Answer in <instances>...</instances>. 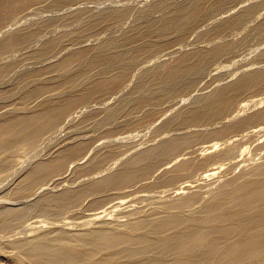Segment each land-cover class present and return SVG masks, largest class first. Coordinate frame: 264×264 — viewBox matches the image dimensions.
<instances>
[{
  "label": "rangeland",
  "instance_id": "374dc122",
  "mask_svg": "<svg viewBox=\"0 0 264 264\" xmlns=\"http://www.w3.org/2000/svg\"><path fill=\"white\" fill-rule=\"evenodd\" d=\"M25 36L26 41L18 40ZM6 42L12 46L4 47ZM77 54L82 58L74 61L75 64L63 71L56 70L58 62L59 65ZM175 68L181 69V73L170 83L167 75ZM256 74H264V0L19 2L12 17L0 25V122L12 115L28 114L52 99L63 101L65 96L78 98L87 92L89 97L93 96L87 102L77 101L72 110L75 118L74 114L66 117L33 150L23 151L18 162L0 167V212L28 209L23 211L26 218L22 222H9L15 226L0 224V264H33L27 256L22 258V263L16 260L25 239L42 235L55 238L64 230L77 237L80 233L76 232L96 229L112 232L118 210L111 215L112 225L94 222L82 227L77 225L86 221L90 212L110 206L126 190L161 196L164 189L176 190L175 187H183L187 184L185 181L195 177L198 187L187 194L197 196L198 207L230 188L240 176L261 177V172L254 168L264 163V117L259 121L250 118L264 111V83H247L229 92L245 77ZM69 76L76 77L75 84L72 88H61ZM106 83L112 87L99 91L92 88L94 84ZM38 89L45 92H40L38 98H29L24 108L26 95ZM219 93L224 99L217 102L214 98ZM207 102L214 107L229 102V107L209 117L198 113L191 120L192 112ZM175 137L190 140L175 158L155 166L148 177L124 189L110 185L91 191L103 179L115 177L133 156ZM79 144L86 150L79 160L66 162L59 172L49 176L48 183L43 179L33 184L35 187H23V181L37 164L55 159L70 145ZM198 148L211 151L199 154L200 157L181 155ZM180 162L190 163L194 169L179 172L169 187L157 188L155 181L174 172ZM78 193L77 202L63 211L52 213L42 209V201L48 194ZM185 195L174 196L173 200H181ZM157 202L138 216L136 212L133 217L120 220L161 218L165 212L157 207L164 203ZM146 203L143 204L146 206Z\"/></svg>",
  "mask_w": 264,
  "mask_h": 264
},
{
  "label": "bare ground",
  "instance_id": "6f19581e",
  "mask_svg": "<svg viewBox=\"0 0 264 264\" xmlns=\"http://www.w3.org/2000/svg\"><path fill=\"white\" fill-rule=\"evenodd\" d=\"M22 1L24 0H0V25L12 17L14 8L17 4H19V2ZM27 38L28 37L25 36L18 40L24 41L25 39L26 41ZM8 45L12 46L7 42L3 46L8 47ZM73 55H75V53ZM73 55L70 56L71 58H68L63 62L61 60L62 63L59 65L58 63L60 62H58L56 70L58 69L63 71L70 65L72 66L74 61L79 60V54H77V57H72ZM48 67L46 68L49 69ZM51 70L48 71L51 72ZM180 70L181 69L178 68L171 70L167 75V81L174 83L177 79V75L181 73ZM49 72L45 73L49 74ZM57 73L58 71L56 74ZM44 78L47 77L44 76ZM75 79L76 77L72 78V76H69L65 78L63 83L60 82L61 85H59L61 88H72L76 82ZM247 83L253 85L264 83V74L249 75L245 77L243 81L231 87L229 92L233 93ZM110 86L112 87L111 83L94 84L92 88H94L95 91H99L100 89H104L105 87L109 88ZM32 91L24 98V100L26 99L22 103L24 108H26L29 98L30 100H32L34 97L38 98L41 96L38 95L40 92V94H42V91L45 92L44 89H38L35 92ZM53 92L54 91H52V93ZM91 96L89 97L87 92L81 96H78V98L69 96L68 98L65 96L63 101L52 99L46 103H41L42 105L37 108L34 107V109L30 110L28 114L21 115L20 113V115H12L9 118L1 121L0 158L3 157L0 160L1 169L14 165L16 162H18L21 156L20 154L23 151L28 150L29 153V151L33 150L39 144L42 138L48 135L55 127L60 125L66 117L74 114L72 110L75 107L74 104L77 101L85 102L88 100V97L90 99ZM59 98H61V96ZM222 99H224L222 93H219L214 98V100L217 102L221 101ZM228 107L229 102H226L221 106L219 105V107H214L212 103L210 104V102H207L203 107L193 111L190 117L191 120L196 119L198 113L205 117H209L210 115H218ZM75 109H78V107ZM75 116L76 114H74L73 119ZM263 117L264 111L251 117L250 120L259 121ZM189 140V138L179 139V137H175L167 142L162 143L157 148L150 149L146 152L133 156V158L124 163L123 167L117 174L115 173V177L113 176L103 179L102 182L100 181L99 185H94L91 191H96L98 188L110 185L120 186L119 189L127 188L130 186V184L137 182L141 178L148 177L151 174L152 169L158 164H161L163 161L165 162L168 159L175 158V155L181 148H183L186 143L189 142ZM84 150L85 146L83 147L82 144L75 146L70 145L69 148L60 152L57 158H52V160L43 163L40 162V164H37L31 170L27 177L24 175L26 178L25 182L23 181V187L26 189L28 186H32L43 179L47 182L49 176L53 173L59 172L66 162L69 161L72 163L79 160V157L83 154ZM210 151L211 149L198 148L188 151L184 154L181 152V155L188 156L190 154H198L197 157H200L201 155L206 154V152L209 153ZM248 160H246V162H248ZM255 167V170H259L261 172V177L258 179H246L247 177L245 178L239 175L240 177L237 176L238 178H236L232 184H230V188L218 193L211 201L202 202L198 207L196 206L198 199L197 196L193 194H187L189 192L196 191L195 189L198 187L197 181L194 180L195 177L194 179H188V181H185L187 184H185L183 187L177 188L174 186L176 190L170 188L173 190L171 192L169 188H166L167 190L164 189L162 191L163 195L160 194L161 196L146 194L141 190H126L127 193L120 198H117L110 206L90 212L86 215V221H83L81 225H77L78 227H82L94 222L106 224L107 226L111 224L110 219L113 212L118 210V215L117 217L115 216L116 218L114 222L116 224H113V226L116 228L111 229L113 230L112 232L109 233L107 230L106 232H103L96 229L84 232H76L80 233V236L77 237L72 236L73 234H71V231L64 230L66 232L55 238H48L47 236L42 235L33 239H25L19 246V252H17L18 254L16 256V260L19 263H22V258L27 256L30 258V261L33 262V264H264V177H262L264 176V163L257 164ZM193 169L194 166L192 164L180 162L176 169H174V172H168L166 176L162 178L159 177L155 181V185L157 188L169 187V185L174 184L176 178L179 177V172L185 171L188 173L192 172ZM2 172L4 171L2 170ZM241 172L244 171L242 170ZM222 176L224 177L225 174L223 175L222 173ZM42 187L43 185L37 187V190L39 191V189ZM225 188H227V186ZM16 190L20 191L22 188L15 189V191ZM50 193L51 192H49V194ZM80 193L75 195H62V192V194L51 196L48 194L42 201V209L44 211L50 210L52 213L63 211L71 205H74V202H77ZM184 193H186V195L183 196V199L173 200L174 196V198L178 196L180 197ZM160 200H162L161 203L164 204H159V207L157 208L161 209L163 213L165 212V215L162 214L163 217L156 219H137L138 221L131 219L128 222L121 221L123 217H129L130 215L133 217L132 214L135 215L136 212V215H140L142 211L146 210L150 205L155 204L157 201L160 202ZM145 202H148V204L146 203V206L143 204ZM12 207L15 206H11V208ZM33 207L35 208V206ZM39 209H41V207ZM27 210H18V208H16V210H2L3 212H0L1 226H7L12 220L21 221V219L24 217L23 215H25V212L23 213V211ZM186 211L189 213H186ZM48 214H50V212H48ZM35 224L36 223H34V226L38 225ZM32 226L33 225H31V227ZM53 226L55 227L56 225L53 224ZM68 227L69 226H67V229Z\"/></svg>",
  "mask_w": 264,
  "mask_h": 264
}]
</instances>
